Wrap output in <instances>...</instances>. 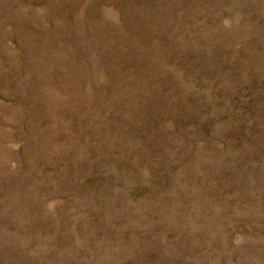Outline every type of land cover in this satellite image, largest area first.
I'll return each mask as SVG.
<instances>
[{"label": "rangeland", "instance_id": "obj_1", "mask_svg": "<svg viewBox=\"0 0 264 264\" xmlns=\"http://www.w3.org/2000/svg\"><path fill=\"white\" fill-rule=\"evenodd\" d=\"M0 264H264V0H0Z\"/></svg>", "mask_w": 264, "mask_h": 264}]
</instances>
